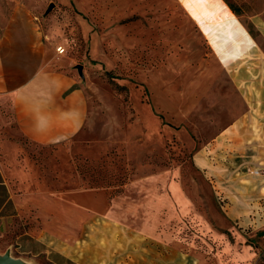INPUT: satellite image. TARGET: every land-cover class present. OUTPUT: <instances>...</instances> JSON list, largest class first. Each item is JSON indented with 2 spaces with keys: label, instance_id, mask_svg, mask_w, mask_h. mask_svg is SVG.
Returning <instances> with one entry per match:
<instances>
[{
  "label": "rangeland",
  "instance_id": "374dc122",
  "mask_svg": "<svg viewBox=\"0 0 264 264\" xmlns=\"http://www.w3.org/2000/svg\"><path fill=\"white\" fill-rule=\"evenodd\" d=\"M220 1L0 0L32 11L88 105L47 145L0 99V254L59 215L84 264H264V36L244 29L264 0H232L249 45Z\"/></svg>",
  "mask_w": 264,
  "mask_h": 264
},
{
  "label": "crops",
  "instance_id": "0c3cea01",
  "mask_svg": "<svg viewBox=\"0 0 264 264\" xmlns=\"http://www.w3.org/2000/svg\"><path fill=\"white\" fill-rule=\"evenodd\" d=\"M220 3L228 17L223 22L225 27L219 28L248 44L249 33L244 28L243 34L239 28L244 25L232 21L229 17L233 13L223 0ZM0 16H4L0 17V99L8 102L16 128L27 139L47 145L68 141L86 119L88 105L83 86L60 68L66 61L53 54L49 35L31 10L14 4ZM250 20L264 36V2L260 14L251 15ZM17 169L13 173L23 174ZM1 184L5 185L3 178ZM10 199L8 195L3 203ZM56 217L60 220L48 225L46 236L32 240L24 237L16 242L19 250L14 257L31 259L43 254L53 264H84L77 257L73 239L70 243L62 237L63 216Z\"/></svg>",
  "mask_w": 264,
  "mask_h": 264
},
{
  "label": "trees",
  "instance_id": "16d2710c",
  "mask_svg": "<svg viewBox=\"0 0 264 264\" xmlns=\"http://www.w3.org/2000/svg\"><path fill=\"white\" fill-rule=\"evenodd\" d=\"M224 3L227 5V7L230 9V11L236 15V16H240L243 13H246L245 11L242 10V7L240 5H238L236 2L232 1V0H223ZM256 14V13H255ZM252 14H248V16H251ZM245 29L247 30V32L249 33V35L253 36L254 35V29L256 30V32H259L258 29L254 26V24L251 22V20H246L245 21ZM2 178L0 176V181L2 182ZM3 189V200H6L8 193L6 192L5 186L4 184H1L0 186Z\"/></svg>",
  "mask_w": 264,
  "mask_h": 264
},
{
  "label": "water",
  "instance_id": "95a60500",
  "mask_svg": "<svg viewBox=\"0 0 264 264\" xmlns=\"http://www.w3.org/2000/svg\"><path fill=\"white\" fill-rule=\"evenodd\" d=\"M52 6V3L49 5V8ZM77 72L80 77H83L82 65H75ZM0 264H26L21 258L12 256L8 251L0 254Z\"/></svg>",
  "mask_w": 264,
  "mask_h": 264
},
{
  "label": "built area",
  "instance_id": "2783aa9c",
  "mask_svg": "<svg viewBox=\"0 0 264 264\" xmlns=\"http://www.w3.org/2000/svg\"><path fill=\"white\" fill-rule=\"evenodd\" d=\"M55 50H56L57 53H64V51H65L64 47L61 46V45H57L55 47Z\"/></svg>",
  "mask_w": 264,
  "mask_h": 264
}]
</instances>
